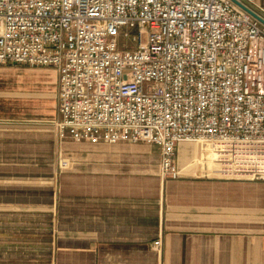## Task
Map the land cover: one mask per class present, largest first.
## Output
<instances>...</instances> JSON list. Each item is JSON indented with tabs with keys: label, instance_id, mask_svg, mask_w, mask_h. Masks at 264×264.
Listing matches in <instances>:
<instances>
[{
	"label": "built area",
	"instance_id": "obj_1",
	"mask_svg": "<svg viewBox=\"0 0 264 264\" xmlns=\"http://www.w3.org/2000/svg\"><path fill=\"white\" fill-rule=\"evenodd\" d=\"M4 65L54 70L60 139L155 145L163 180L211 146L264 181V26L229 0H0Z\"/></svg>",
	"mask_w": 264,
	"mask_h": 264
},
{
	"label": "crops",
	"instance_id": "obj_2",
	"mask_svg": "<svg viewBox=\"0 0 264 264\" xmlns=\"http://www.w3.org/2000/svg\"><path fill=\"white\" fill-rule=\"evenodd\" d=\"M239 1L264 18V0ZM10 99L0 98V264H264V181L222 176L221 151L180 143L179 178L163 180L155 145L59 138L68 163L42 195L41 133L55 142L57 128L18 117Z\"/></svg>",
	"mask_w": 264,
	"mask_h": 264
},
{
	"label": "rangeland",
	"instance_id": "obj_3",
	"mask_svg": "<svg viewBox=\"0 0 264 264\" xmlns=\"http://www.w3.org/2000/svg\"><path fill=\"white\" fill-rule=\"evenodd\" d=\"M10 78V79H9ZM7 79V81H6ZM57 85L56 74L51 68H0V98H12L10 101L17 102L16 111L18 117L22 115L24 119L38 120L41 128H55L54 124L58 121L57 114ZM11 110H15L12 108ZM58 135V134H57ZM40 140V191L41 194L50 189L47 180L50 172L58 174L65 168L68 158L62 150L59 137L54 141L49 138ZM69 140V139H66ZM63 141V140H62ZM61 141V142H62ZM51 142V148L49 144ZM68 142V141H67ZM195 145L200 149L199 144ZM206 150L212 149L211 146H205ZM205 162L207 153H205ZM46 155L49 157L47 158ZM206 170V169H205ZM52 176V175H51ZM43 195V194H42Z\"/></svg>",
	"mask_w": 264,
	"mask_h": 264
},
{
	"label": "water",
	"instance_id": "obj_4",
	"mask_svg": "<svg viewBox=\"0 0 264 264\" xmlns=\"http://www.w3.org/2000/svg\"><path fill=\"white\" fill-rule=\"evenodd\" d=\"M231 3H233L235 6L240 8L242 11L247 13L249 16H251L253 19H255L258 23H260L262 26H264V18L255 13L253 10L248 8L246 5H244L241 1L239 0H229Z\"/></svg>",
	"mask_w": 264,
	"mask_h": 264
},
{
	"label": "bare ground",
	"instance_id": "obj_5",
	"mask_svg": "<svg viewBox=\"0 0 264 264\" xmlns=\"http://www.w3.org/2000/svg\"><path fill=\"white\" fill-rule=\"evenodd\" d=\"M10 79V78H9ZM6 81H7V79H6Z\"/></svg>",
	"mask_w": 264,
	"mask_h": 264
}]
</instances>
